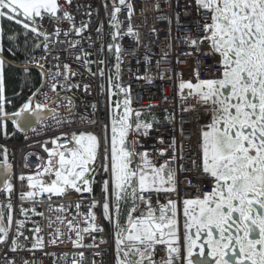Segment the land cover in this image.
I'll return each instance as SVG.
<instances>
[{
    "label": "snow or ice",
    "instance_id": "snow-or-ice-1",
    "mask_svg": "<svg viewBox=\"0 0 264 264\" xmlns=\"http://www.w3.org/2000/svg\"><path fill=\"white\" fill-rule=\"evenodd\" d=\"M137 7L0 0V264H17L10 254L21 252H41L50 264H264V0H143L139 14ZM4 21L20 29L7 34L8 47ZM157 23L166 25L168 49L156 61L158 78L171 82L181 114L206 115L195 133L175 114L164 117L162 132L157 105L134 107L132 81L154 83L153 57L138 53L159 38ZM173 25L183 50L160 72ZM126 57L145 68L129 64L128 82ZM16 60L22 75L9 94ZM49 117L55 134L26 143L40 152L24 155L28 171L17 176L9 141L19 134L28 142L29 131L39 134L33 125ZM65 243L71 251H46Z\"/></svg>",
    "mask_w": 264,
    "mask_h": 264
},
{
    "label": "built area",
    "instance_id": "built-area-1",
    "mask_svg": "<svg viewBox=\"0 0 264 264\" xmlns=\"http://www.w3.org/2000/svg\"><path fill=\"white\" fill-rule=\"evenodd\" d=\"M135 2L138 5L137 14H139V11H140L139 4L142 3L143 0H135ZM92 3L94 6H98L100 3V0H92ZM161 3L163 4V0H161ZM164 12L171 13V9L167 8V6H164ZM79 18L80 17L78 16V19ZM121 18H123V15L121 16ZM148 19H149L148 27H151L152 26L151 13H149ZM135 20H136V18L134 17V21ZM94 21H95V17H94ZM94 26H95V23H94ZM156 27H158L160 29L159 38L157 39L156 36L153 35L151 37V39L154 41V43L148 45L147 48L142 47L140 49V53H138V56H139L141 53L147 52L150 56L153 57L152 62H151L150 73L154 78V83L151 85H148L143 81H134V80L132 81V87H133V93L132 94H133V98L135 101L134 107H139L142 105H146L148 103H152V104L157 105V107L152 109V111L155 115H161L162 116V119L160 120L161 123H160V125H158V127L161 128L162 132L164 131V129H166L168 127L167 123L164 120V117L168 114H175L177 122H179L181 119H183L184 121L187 122L185 125L187 133H195L196 129L198 127H200V124L198 123V121H202L203 113L193 112L190 114L189 113L181 114L179 112L180 100L178 97L174 96V92H173V88L171 86V82L167 78L163 81L158 78L157 69H156V61L161 57L163 52L168 50V49L166 48V40H165V33L167 31L166 25L164 23H157ZM143 31L146 32L147 28L143 29ZM61 39H63V37ZM169 39L172 40L173 49L170 51V55H169L168 60L167 61L162 60L160 62V69H159L160 72H163L166 69H168L169 66L174 65L176 55H178L179 52L183 50V46L181 45L180 40L178 38L175 25H173L172 35H171V37H169ZM124 43H125V46L127 48L132 47V42L130 39L125 40ZM147 43H148V37H145V44H147ZM40 54L41 53L39 51H37V53H36L37 57H39ZM181 58L183 59V57H181ZM49 59L51 60V57ZM129 64H131L133 66V71L143 73L145 70L144 66L136 64V60L131 59V57H126L124 71H123V77H124L125 82L129 81V76H130L129 71H128V65ZM46 67H51V64L50 63L46 64ZM177 67L182 68L185 72V75L186 76L188 75V67L186 65H179ZM169 75H171V73H169ZM77 96H80L79 92H77ZM164 96L169 97L168 103H163V97ZM89 99H93V98L90 97ZM82 102H83L82 98L80 100H77V105H78L77 111L78 112L83 111ZM190 103H194V102L190 101ZM101 107H103V100L102 99H101ZM165 109H167L168 111L165 112L164 111ZM60 111L63 113V109H61ZM99 119L100 120L104 119L103 112H101ZM55 127H56L55 120L50 117L47 120L42 121L40 124L35 126L36 132L39 133L38 135L33 134L31 131H29L27 133L28 136L30 137V140L28 142L24 141L23 136L19 141H15V140L9 141L10 149H11L12 153H14V155L11 156L10 159L15 165L14 171H15V174L17 176L21 172H27L28 171V169L23 167L24 155L27 152H33V151L34 152H40V148H39L38 144H36L34 147L29 148L26 146V143H31L33 141L46 140V139L50 138L51 136H53L55 134V132H54ZM164 134L166 136L168 135L167 132H164ZM152 135L155 136L156 133H153ZM148 143L149 144L151 143V138H148ZM191 146L192 145H190V143L188 141H185V150L186 151ZM14 183H16L17 191H20L19 181H14ZM2 199H3V194H0V200H2ZM13 203L18 204V197L17 196L13 197ZM39 210H44V209L41 207ZM15 216L17 219H23V217H21L19 215L18 207H17V211L15 213ZM34 219L39 220L42 225L45 223L44 221L40 220V218H38V217L34 218ZM32 227H33L32 223H28L26 225V228H28V229H30ZM46 232H47V229H45V234H46ZM25 235H30V233L28 231H25ZM71 250H72V247H71V244H69V243L61 244L55 248L46 249V251H53V252H56L57 254H60L63 252H68ZM5 251H7V249L0 248V256H2ZM10 255H15V259L17 260V264H20V261L22 259H35L37 261V264H50V260H51V258L44 256L41 252H36L35 257H33L32 254L28 253V252H21L19 254H10ZM86 255H88V254L86 253Z\"/></svg>",
    "mask_w": 264,
    "mask_h": 264
},
{
    "label": "trees",
    "instance_id": "trees-1",
    "mask_svg": "<svg viewBox=\"0 0 264 264\" xmlns=\"http://www.w3.org/2000/svg\"><path fill=\"white\" fill-rule=\"evenodd\" d=\"M4 29H5V47H8V42H7V34L10 32V31H20L19 29V26L15 25V24H12L8 21H4ZM22 59V57H21ZM15 63L17 64H20V60H16L14 61ZM7 75H8V78H9V94H11V91L13 88H18L19 86V80H18V77L22 75V73L19 71V69H16V68H12L10 67L8 69V72H7ZM31 76L33 78V81L34 83L36 84V86L38 87L39 86V81H40V76H39V73L32 70L31 71ZM34 90V89H33ZM29 93L27 92V90L25 91V95H28ZM19 103V101H18ZM156 118L160 119L161 116H156ZM20 136L17 135V137L13 138V139H19Z\"/></svg>",
    "mask_w": 264,
    "mask_h": 264
},
{
    "label": "flooded vegetation",
    "instance_id": "flooded-vegetation-1",
    "mask_svg": "<svg viewBox=\"0 0 264 264\" xmlns=\"http://www.w3.org/2000/svg\"><path fill=\"white\" fill-rule=\"evenodd\" d=\"M207 120V117L205 114H203V121H206ZM197 259H199V257H197ZM208 261H209V264H212V261L210 258H208Z\"/></svg>",
    "mask_w": 264,
    "mask_h": 264
},
{
    "label": "water",
    "instance_id": "water-1",
    "mask_svg": "<svg viewBox=\"0 0 264 264\" xmlns=\"http://www.w3.org/2000/svg\"><path fill=\"white\" fill-rule=\"evenodd\" d=\"M14 63H15V62H14ZM15 65H16V67H12V68L19 69V64L15 63ZM32 70H34V71H36V72L39 73V71H38L37 69H32ZM36 125H38V124H34L33 127L36 126Z\"/></svg>",
    "mask_w": 264,
    "mask_h": 264
}]
</instances>
